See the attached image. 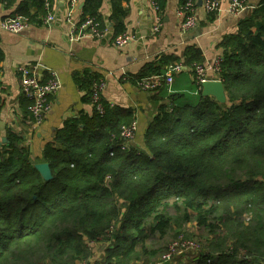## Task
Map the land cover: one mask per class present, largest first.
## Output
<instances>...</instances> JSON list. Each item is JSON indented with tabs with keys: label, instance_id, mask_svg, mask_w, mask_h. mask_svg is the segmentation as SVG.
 <instances>
[{
	"label": "trees",
	"instance_id": "1",
	"mask_svg": "<svg viewBox=\"0 0 264 264\" xmlns=\"http://www.w3.org/2000/svg\"><path fill=\"white\" fill-rule=\"evenodd\" d=\"M129 1L110 0L106 18L105 0H85L81 20L92 16L101 28L109 22L114 40L127 30ZM153 1L161 14L167 0ZM45 3L0 0L10 9L4 19L21 15L37 25ZM219 47L226 102L203 95L196 82L194 64L205 56L195 44L180 58L163 55L123 78L136 85L177 61L190 70L150 90L162 102L143 146L123 148L122 130L135 111L101 94L99 109L93 89L101 75L91 72L75 78L92 112L65 119L40 156L33 158L24 135L8 129L0 144V264H90V241L106 244L104 264H163L154 261L161 249L150 242L192 220L203 231V248L182 264H264V0ZM3 58L0 35V64ZM24 102L33 120L30 98ZM42 161L50 180L35 167Z\"/></svg>",
	"mask_w": 264,
	"mask_h": 264
},
{
	"label": "crops",
	"instance_id": "2",
	"mask_svg": "<svg viewBox=\"0 0 264 264\" xmlns=\"http://www.w3.org/2000/svg\"><path fill=\"white\" fill-rule=\"evenodd\" d=\"M222 10L210 19L203 5L196 8L197 25L186 31L181 28V17L177 14L179 0H167L161 14L152 6L153 0H130L124 4L130 13L126 19V32L132 36L124 46H117L112 40L111 24L109 34L104 37L78 34L81 21L80 4L73 11L71 19L66 17L68 0H54L56 20L50 24H30L18 33L1 27L2 20L10 12L0 4V35L4 58L0 64V144L7 138V130L12 129L24 135L29 144L31 156L41 155L44 144L54 136L56 128L64 120L80 112L91 113L93 105L83 97L87 93L77 82L76 74L96 73L105 79L106 85L101 95L111 104L132 107L135 111L137 130L129 143L143 146L144 132L157 113L161 99L155 92L144 90L127 75L138 73L149 61L163 55L181 57L188 45L200 47L205 56V64L210 65L222 53L219 43L222 38L238 29V22L247 11L236 15L228 10L230 0H221ZM258 0H250L256 3ZM110 0H105L102 14L108 18L111 13ZM157 16L161 18L158 33L151 27ZM42 61L59 74L61 86L51 96V108L44 121L37 126L30 121L23 104L25 93L21 87L17 66ZM190 72L188 68H183ZM213 76L212 70H208ZM178 75V74H177ZM192 76V75H191ZM6 141V140H5Z\"/></svg>",
	"mask_w": 264,
	"mask_h": 264
},
{
	"label": "built area",
	"instance_id": "3",
	"mask_svg": "<svg viewBox=\"0 0 264 264\" xmlns=\"http://www.w3.org/2000/svg\"><path fill=\"white\" fill-rule=\"evenodd\" d=\"M78 1L79 0H68L66 8L67 19H71L73 11L77 7ZM202 5L210 13L213 12L217 14L222 10L221 0H203ZM45 6L47 13L43 18V24H50L56 20L54 4L51 0H46ZM152 6L158 13L159 7L154 1L152 2ZM250 7H252V4L249 1L247 2V0H230L228 10L233 14L239 15L248 10ZM196 8L197 0H188L186 3L179 5L177 14L181 17V28L183 31L197 25ZM30 24L31 23L27 17L16 15L9 16L8 18L2 20L1 27L9 32L18 33ZM161 24V18L160 16H157L156 21L151 27L152 33H158L160 31ZM76 29L79 30L78 34L81 35L104 37L109 34V27L101 28L99 26V22L92 16H86L85 19L79 22L78 26H73V30ZM131 38L132 36L125 32L117 35L113 42L115 45L121 47L127 44ZM220 62L221 57L217 56L214 62L210 65H206L205 62H197L194 64V77L196 82L199 83L201 87L202 83L207 79H221L218 75ZM183 68H185V66L181 61L173 62L168 65L164 74H153L142 78L138 84L144 90H154L163 84V82L171 84L174 80V74L180 72ZM209 69L213 71V76L209 75ZM17 70L20 75L21 87L26 96L31 100L29 108L31 114L33 115V120L31 119L30 121L34 125L41 124L51 108L52 102L50 96H52L61 86L59 74L56 70L50 69L40 60L30 64L25 63L18 65ZM105 85L106 81L102 77L94 83L93 101L97 102L99 109H102L100 94ZM136 130V120H134L130 125L123 127L122 134L125 141L123 148H125L127 143L134 138ZM110 154L112 155L113 152Z\"/></svg>",
	"mask_w": 264,
	"mask_h": 264
},
{
	"label": "rangeland",
	"instance_id": "4",
	"mask_svg": "<svg viewBox=\"0 0 264 264\" xmlns=\"http://www.w3.org/2000/svg\"><path fill=\"white\" fill-rule=\"evenodd\" d=\"M172 211L174 212L173 209ZM202 232L196 221L192 220L184 224V228H175L164 238H156L150 242V245L160 248L161 253L154 258V261L163 264H182L184 261H190L193 257L191 254L199 252L203 248ZM105 245L103 241L89 242L92 253L90 264H104ZM79 264L85 263L79 262Z\"/></svg>",
	"mask_w": 264,
	"mask_h": 264
},
{
	"label": "water",
	"instance_id": "5",
	"mask_svg": "<svg viewBox=\"0 0 264 264\" xmlns=\"http://www.w3.org/2000/svg\"><path fill=\"white\" fill-rule=\"evenodd\" d=\"M203 0H198L197 4L202 5ZM85 0H82L80 8H83ZM110 15V14H109ZM111 28V26H110ZM202 93L203 95L214 96L220 102H226L227 94L223 81L221 79H207L202 83ZM5 141L6 138H3ZM35 167L40 171L44 179L50 180L53 177L51 167L48 162H37Z\"/></svg>",
	"mask_w": 264,
	"mask_h": 264
}]
</instances>
